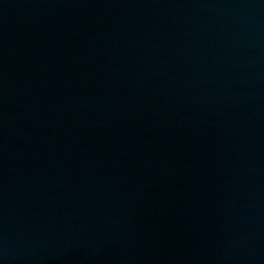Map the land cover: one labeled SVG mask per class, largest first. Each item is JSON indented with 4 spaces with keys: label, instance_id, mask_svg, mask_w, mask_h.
<instances>
[{
    "label": "water",
    "instance_id": "obj_1",
    "mask_svg": "<svg viewBox=\"0 0 264 264\" xmlns=\"http://www.w3.org/2000/svg\"><path fill=\"white\" fill-rule=\"evenodd\" d=\"M0 264H264V0H0Z\"/></svg>",
    "mask_w": 264,
    "mask_h": 264
}]
</instances>
